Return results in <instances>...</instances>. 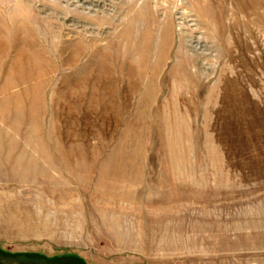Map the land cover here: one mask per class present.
Returning a JSON list of instances; mask_svg holds the SVG:
<instances>
[{"label": "rangeland", "instance_id": "374dc122", "mask_svg": "<svg viewBox=\"0 0 264 264\" xmlns=\"http://www.w3.org/2000/svg\"><path fill=\"white\" fill-rule=\"evenodd\" d=\"M0 264H264V0H0Z\"/></svg>", "mask_w": 264, "mask_h": 264}]
</instances>
